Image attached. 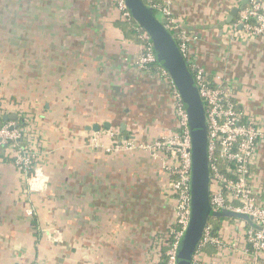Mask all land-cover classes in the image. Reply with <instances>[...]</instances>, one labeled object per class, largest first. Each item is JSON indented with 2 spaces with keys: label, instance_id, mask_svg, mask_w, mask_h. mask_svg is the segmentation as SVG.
Returning <instances> with one entry per match:
<instances>
[{
  "label": "crops",
  "instance_id": "0c3cea01",
  "mask_svg": "<svg viewBox=\"0 0 264 264\" xmlns=\"http://www.w3.org/2000/svg\"><path fill=\"white\" fill-rule=\"evenodd\" d=\"M170 1L197 36V63L235 79L240 105L264 125V35L236 39L226 28L241 0ZM119 21L113 0H0V107L34 118L49 180L45 191H30L0 155V264H148L155 238L172 226L161 161L90 144L87 128L106 122L125 124L124 137L136 142L178 129L169 81L135 65L140 42ZM252 168L264 196V141ZM215 221L226 241L247 227ZM213 247L204 264H264V250L256 257Z\"/></svg>",
  "mask_w": 264,
  "mask_h": 264
},
{
  "label": "built area",
  "instance_id": "2783aa9c",
  "mask_svg": "<svg viewBox=\"0 0 264 264\" xmlns=\"http://www.w3.org/2000/svg\"><path fill=\"white\" fill-rule=\"evenodd\" d=\"M170 3V0H163L150 2L149 5L166 17L169 30L176 29L178 47L189 70L193 72L204 102L208 122L211 206L215 210L227 209L251 216L259 227L247 225L238 239L226 241L219 232L214 233L213 225L208 222L194 252L192 264H204V250L210 245L217 247L218 252L230 247L243 255L253 254L257 257L264 250V196L261 188L254 183L252 165L259 143L264 141V125L240 105L234 90L235 79L223 73H210L197 63L191 51L197 36L181 27L170 9ZM239 3L240 1L236 6ZM113 4L119 10L122 21L137 27L125 0H113ZM263 8L264 0H249L234 21L226 26L227 33L236 39L245 35L263 36ZM139 38L140 50L135 58V65L143 70L155 69L169 81L179 120L178 129L170 135L162 133L151 142H136L122 137L120 128L111 126L93 132L90 144L108 153L145 150L150 152L153 159L161 161L162 169L167 175L164 185L166 194L173 201L174 219L169 231L155 238L148 264H177L179 242L190 219L192 143L188 116L173 79L157 59L149 34L144 30L139 33ZM12 108L0 107V119L10 114ZM20 117L25 119V124L21 127L17 120L0 123V146L5 147V156L12 158L17 169L24 175L29 190L43 192L48 188L49 180L39 162L42 142L38 138L37 125L33 117ZM22 138L26 140L25 145L19 143ZM28 214L33 215L34 210L29 208ZM235 220L245 223L240 219ZM163 247L167 249L164 251Z\"/></svg>",
  "mask_w": 264,
  "mask_h": 264
},
{
  "label": "water",
  "instance_id": "95a60500",
  "mask_svg": "<svg viewBox=\"0 0 264 264\" xmlns=\"http://www.w3.org/2000/svg\"><path fill=\"white\" fill-rule=\"evenodd\" d=\"M128 9L137 22L138 28H143L150 36L158 61L166 68L173 79L185 104L192 143V172L190 180L191 203L190 219L187 228L179 242L177 264H192V258L197 249L204 230L212 217L233 218L245 221L248 225L259 228L251 218L243 213L227 209L215 210L210 202V163L208 161V122L204 102L199 94L194 77L180 52L178 44L171 34L168 20L163 14L145 0H125ZM249 0H241L235 6L226 24H230L239 12L248 5ZM18 113L4 116L5 120H18ZM112 124L89 126L87 130L97 132L102 127L110 128ZM121 132L125 124H121Z\"/></svg>",
  "mask_w": 264,
  "mask_h": 264
},
{
  "label": "trees",
  "instance_id": "16d2710c",
  "mask_svg": "<svg viewBox=\"0 0 264 264\" xmlns=\"http://www.w3.org/2000/svg\"><path fill=\"white\" fill-rule=\"evenodd\" d=\"M146 2V1H145ZM147 3V2H146ZM149 4V3H148ZM118 24L122 27V29H123V31H124V34H125V37L126 38H129V39H132V40H136V41H139V42H141V40H140V38H139V33H141L142 31H144V29L143 28H137V27H135V26H133V25H131L130 23H128V22H125V21H119L118 22ZM175 30L176 29H174V30H170V32H171V34L174 36V38H176L175 37ZM176 40V42H178L177 41V39H175ZM190 72H191V70H190ZM192 73V75H193V72H191ZM7 122V120H5L4 118H1L0 119V123L1 124H3V123H6ZM17 124L21 127V126H23L24 124H25V119L23 118V117H20L18 120H17ZM114 125V124H113ZM117 126V125H116ZM115 126V127H116ZM116 128H119L118 126L116 127ZM120 132H121V129H120ZM128 133H126V131L125 132H121V136L122 137H124V136H126ZM20 145H25L26 144V140L24 139V138H22L21 140H20ZM4 149H5V147L4 146H0V155H1V157H2V159L4 160V161H8V162H13V159L12 158H9V157H6L5 156V151H4ZM216 218L217 217H212V218H210L209 219V223L210 224H212L213 225V228H214V233H217L218 231H219V229L221 228V224H219L218 222H216L215 220H216ZM248 225V224H247ZM215 250V252H217V247L215 248V247H213ZM167 248L166 247H163V250L165 251Z\"/></svg>",
  "mask_w": 264,
  "mask_h": 264
},
{
  "label": "rangeland",
  "instance_id": "374dc122",
  "mask_svg": "<svg viewBox=\"0 0 264 264\" xmlns=\"http://www.w3.org/2000/svg\"><path fill=\"white\" fill-rule=\"evenodd\" d=\"M121 19V18H120ZM220 74H222V73H220ZM178 126H179V120H178ZM115 127V126H114ZM162 132V131H161ZM160 132V133H161ZM163 133H165L166 135H170V134H172L173 133V131H171V130H166V131H164ZM162 134V133H161ZM164 190H165V188H164ZM170 202L173 204V202L170 200ZM226 219H230V221L231 220H235V219H233V218H226Z\"/></svg>",
  "mask_w": 264,
  "mask_h": 264
}]
</instances>
